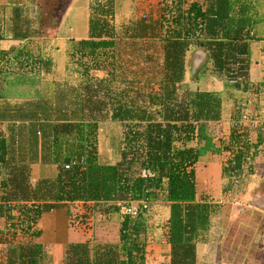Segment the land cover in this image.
<instances>
[{"label":"trees","instance_id":"obj_1","mask_svg":"<svg viewBox=\"0 0 264 264\" xmlns=\"http://www.w3.org/2000/svg\"><path fill=\"white\" fill-rule=\"evenodd\" d=\"M184 1L162 0L155 20L131 12L126 24L113 26V0H103L91 6L87 40L75 44L70 53V60L74 55L86 57L98 67L96 59L105 55L104 50H112L110 56L116 57L117 45L125 40L134 44L144 67L149 63L157 70L151 79H120L114 66L109 79L94 86L81 80L72 87L69 75L55 88L44 83L36 88L28 77L20 82L2 78L0 245L7 255L4 264H42L37 221L49 206L74 203L91 204L95 215H119L118 240L113 245H69L62 264H144L146 213L155 202L167 204L166 264H196L195 246L206 234L210 210L204 202L195 201L191 167L207 153L223 154L222 172L229 182L225 192L234 194L231 187L257 171L253 158L259 146L264 152V131L252 130L253 145H248L246 129L236 133L233 127L224 145L221 139L212 142L218 138L212 130L219 123L223 97L219 92L188 88L205 74L221 77L224 87L235 92L258 90L247 77L254 5L248 0H202L184 8ZM35 3L7 0L13 14L12 25L6 26L10 30L1 31L4 36L19 42L34 37L27 25L28 7ZM155 45L157 54L151 49ZM192 49H199L205 59L193 73L186 64ZM48 61L42 67H48ZM49 92L53 94L44 98ZM102 120L122 129L117 161L112 165L99 163L95 150L96 125ZM192 142L193 148L188 146ZM250 153L252 158L246 162ZM32 166H52L57 173L33 181ZM126 209L135 215L125 213ZM80 214L79 225L86 226L89 215ZM70 224L75 228L73 220Z\"/></svg>","mask_w":264,"mask_h":264},{"label":"rangeland","instance_id":"obj_2","mask_svg":"<svg viewBox=\"0 0 264 264\" xmlns=\"http://www.w3.org/2000/svg\"><path fill=\"white\" fill-rule=\"evenodd\" d=\"M36 1H38L37 5L35 3V5L28 7L29 22L27 26L29 29H32V32H34V37H28V39L21 42H10V38L8 36H2L1 31L9 25L8 18L12 16V8L8 7L9 5L7 4V0H0V81L2 78H8L20 82V78L28 77L29 79H34L32 81L35 82L34 84L36 88H38L42 83L51 88H55L57 83L61 84L62 81L69 75L68 79L70 80H68V82L72 87H75L76 82L81 80H87L91 86H94L98 81L109 79V73H111L113 66L115 67L114 74L117 73L116 76H119L120 79L127 76L128 79L134 78L142 81L143 79H151L156 74L157 70L153 68L151 69L149 63L144 67V64L141 60H139L140 57L134 52V44L132 45L125 40L117 45L118 49L116 51V57L110 56L112 54V50H104V52H106L105 55L96 59L98 67H95L89 58L78 55H74L73 60H70V53L72 52H64L65 50L63 47H55L54 45L52 47L48 41L53 39V36L51 37V35H53L52 32L59 26L60 16L66 5L65 0ZM161 1L162 0H160L157 5L154 0H140L141 4L139 8H141V10L134 6L136 8L135 16H143L145 18L149 17L151 20H155L159 15L158 10L160 8ZM191 1L200 3L202 0H185L184 8ZM164 2L169 3L170 0H164ZM57 5L60 7L62 5L58 13L57 7L59 6ZM76 5L80 4L77 3ZM123 8L124 6H122V11L124 10ZM115 16L116 15L114 13V17ZM114 17L113 26H116L119 24V20L121 18ZM120 21L125 22V20ZM152 46H154V44H152ZM151 49L157 54V45H155L154 49ZM1 53L6 54L5 58H2L4 54L1 55ZM47 60H49L48 62H50V65L46 68L42 67V64H46ZM39 61H41L40 64ZM9 64L11 66H8ZM186 64L188 68L192 69L191 72L193 73L205 64L203 53L199 49L190 50L186 56ZM191 72L188 73L192 74ZM138 76L141 77L139 78ZM224 83L225 81L221 77L212 79L204 74L199 78L198 82L190 83L188 88L190 90L206 89L214 92L218 91L221 94L220 98L222 99L223 97L220 120L218 125L215 126L216 129L213 128L214 131L212 130L213 134L218 138L213 137L215 140L212 142L216 143L218 142V139H221V141L223 140L222 145H224L227 141L228 135L230 134V128L233 127L234 123L242 116H245V126L242 127V130L246 129L247 138L249 140L248 145H253L255 142L253 139L255 133L252 132L253 126L255 125L257 118H259L257 116H264V110L260 109V106L262 104L264 105V89H258L254 94L250 92L242 94L240 92H235L228 87H224ZM153 90L155 91L157 88L154 87ZM225 91H227V94ZM236 112H241L242 114L236 118L234 116ZM96 126L95 150L99 159L98 161L99 163H108L112 165L115 159V161H117L119 152L118 144H120L121 141L122 129L117 124L110 123L107 120L98 121ZM0 132L5 136V124H0ZM188 146L193 148L195 147V143L192 142L188 144ZM260 147L261 146L256 149L257 152L255 158L262 155V152L259 150ZM230 154L228 159H230L233 155ZM210 156H214V158L217 159L218 155H210V153H207L191 167L193 179L195 178L193 183L196 195H200V193L202 194L206 191L201 184L204 182L201 178L202 176L206 177V181L209 183V185H207V188H209L208 192L214 190V176L209 172H215L216 170L217 174L218 166L213 165L214 163H212L209 167H207L208 169L204 167L205 164H207L205 162H207V159L210 158ZM220 158H223L222 160L225 161L223 154ZM251 158L252 154L250 153L245 161L247 162L251 160ZM255 158H253V162H255ZM224 161H222V163ZM247 164L248 163H246V166H248ZM34 167L35 166H33V168ZM256 168L259 169L258 166ZM206 169L209 172H205L207 171ZM36 173L39 178H53L57 171L55 167L44 166V168H39ZM36 173L34 172L32 175L34 176ZM255 177V199L258 200V203L264 205V172L262 171L259 174H255ZM241 180L244 181V178H241ZM242 186L243 185L241 184L240 187ZM239 191H241V189ZM199 195H197V200L199 199ZM82 205L83 204H81L80 209H82ZM238 207V211H240V216L237 215L240 219L239 225L243 224L244 226H248L247 223H252L255 227L258 226L256 227L258 230L250 227V230H244V232L241 233V230L239 229L234 230L236 226H226L225 229H223V231H219L217 235L209 236V234H204L202 241H199L195 246L197 252L196 264H264V212H258L257 210L259 209H257L254 213L252 206L249 205L246 207L247 210H243L246 208L240 205ZM89 210L90 208L87 207L80 212L77 206H73L69 211V218L67 220L66 227L74 230L75 228L71 227L70 224L72 220L75 226L81 223L78 221L80 216H76L77 213L89 214ZM146 217V227L148 230L145 234V241L147 242L144 247L145 264H166L168 246L165 244L163 235L165 233L164 227L167 218V204L163 202L153 203L149 211L146 213ZM254 217H256V219ZM120 218L121 217L119 215H110V217H105L97 214V217L95 219L93 218V225L91 226L93 227V234L91 235V240L93 241L92 243L96 244L98 241L102 240L111 243L115 241L117 242L118 223ZM252 230H255V232L253 233ZM165 249L167 250L165 251ZM47 252L49 255V251ZM46 259L47 257L45 259L43 258L42 264H49L50 261L47 262Z\"/></svg>","mask_w":264,"mask_h":264},{"label":"crops","instance_id":"obj_3","mask_svg":"<svg viewBox=\"0 0 264 264\" xmlns=\"http://www.w3.org/2000/svg\"><path fill=\"white\" fill-rule=\"evenodd\" d=\"M154 1L157 5L160 2V0ZM101 2H103V0H67L63 12L60 16L59 26L56 27L55 31L52 32L53 35L50 34L51 37L53 36V39L51 41L48 40L49 44L52 47L53 45L55 47H63V49L65 50L64 52H72L73 46H75V44H77L79 41L87 40V21L89 19V16H91V6ZM247 2L253 4V9L255 10V15L252 18L254 24L250 26L249 32V34L252 36V40L249 42V66L247 69V77L248 83L250 85L256 86L260 90L264 89V0H248ZM77 3H79L80 5H76ZM140 4V0H113V8L116 15L115 17L121 18L120 20H125V22L119 20L118 25L126 24L129 19H131V12H133L132 14L133 16H135V9L138 8L139 10H141V8H139ZM122 6H124L123 11ZM12 14L13 13H11V15ZM11 19V17L8 18L9 27L12 25ZM7 29L9 28H6V30ZM1 35L3 36V32ZM15 41L16 40H10V42ZM205 90L206 89L202 91ZM52 94L53 92H49L44 96V98H47ZM260 109L264 110L263 104L260 106ZM260 117L261 116H259V118ZM261 154L262 155H260V157L255 158L254 162V165L256 167L258 166L259 169H256L257 171L255 172L253 171L254 174H252V176H244V181H242L240 178V186L241 184L243 186L240 187L239 182H236L235 186L231 187L233 188L231 191L234 192V194L231 193L229 194V196L227 192H225L227 189H229L228 178L226 177L225 173L222 172L221 167L222 161H224L222 160L223 158L221 159L219 156H217V159H215L214 156H210V158L207 159V162H205L207 163L204 166L205 168L214 163L213 165H217L219 169H217V174L216 170L215 172H209L207 168V171H205L212 173V175L214 176V190L208 192L209 188H207V185H209V183L206 181V177L202 176L201 178L204 181V184H201L203 185V188H205V192L207 193L204 192L202 194L200 193V195L197 194L199 195L198 200L197 195L195 194L196 202H204L209 206L210 214L206 226V234H209V236L217 235V233L219 231H223L226 226H236L234 230L239 229L241 230V233L244 232V230H250V227L258 230L256 229V227L258 226L255 227V225L252 223H247L248 226H244L243 224L239 225L240 219L239 217H237V215L240 216V211H238L239 205L245 208L248 207V205L252 206L254 213L257 209H259L257 210L258 212H264V205H261L260 203H258V200L255 199V174H259L262 171L264 172V152H262ZM115 160L113 162H115ZM36 171H38V167L35 166L33 168L32 166L30 171V178H32L33 181L39 178ZM34 172L36 173V175L33 176L32 174ZM239 188L241 189V191H239ZM81 204L82 203L56 205L54 206V208H51L49 206L47 207L48 210H45V212L41 214L39 220L37 221V228L39 230L40 236L37 239L36 243H38L42 247L43 253L45 254L43 258L45 259L47 257L46 261H50L49 264H62L63 251L67 246L84 242H88L89 244H91L93 242L91 240L93 227L91 226L93 225V218L95 219L97 215L92 214V205H82L83 209L87 207L90 208V213L87 214L89 215V223L83 224L86 226H82L80 224L75 226L74 230L68 229V227H66L67 220L69 218V211L73 206H77V208L80 210ZM243 210H247V208ZM79 214L80 213H78V215ZM254 218L256 219V217ZM80 219L81 218H78V221ZM0 223V230H2L3 221H1ZM255 230H252V232L254 233ZM115 243L116 241L111 243L102 240L98 241V243L96 244L113 245ZM166 250L167 249H165V251ZM47 251H49V255ZM6 256L5 246L0 245V264L5 263Z\"/></svg>","mask_w":264,"mask_h":264},{"label":"built area","instance_id":"obj_4","mask_svg":"<svg viewBox=\"0 0 264 264\" xmlns=\"http://www.w3.org/2000/svg\"><path fill=\"white\" fill-rule=\"evenodd\" d=\"M245 118H246L245 116H242L237 122L234 123L233 128L235 129L236 133H239L242 130V127L245 126L244 125ZM256 128L259 131H264V117L257 118L255 125L253 126V129H256ZM254 136H255V134H254ZM124 212L131 215L132 217L135 215V213L133 211H131L130 209H126V210H124Z\"/></svg>","mask_w":264,"mask_h":264}]
</instances>
